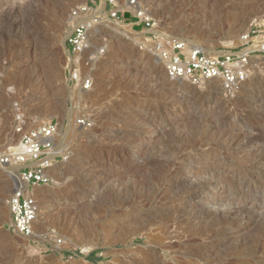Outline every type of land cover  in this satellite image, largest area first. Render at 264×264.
Instances as JSON below:
<instances>
[{"label": "rangeland", "instance_id": "374dc122", "mask_svg": "<svg viewBox=\"0 0 264 264\" xmlns=\"http://www.w3.org/2000/svg\"><path fill=\"white\" fill-rule=\"evenodd\" d=\"M44 1L0 0V19L16 7L12 21L18 22L11 29L12 21L0 20V150L9 145L19 109L32 126L51 119L62 137L67 134L69 159L57 166L63 176L56 170L53 183L38 192L40 214L30 238L8 231L7 201L15 183L0 168V264H144L145 256L157 264H264V215L258 216L256 205L255 214L234 213L228 222L220 214L180 218L175 213L185 209L189 186L174 184L184 176L196 184L211 172L217 176L218 187L207 188L198 200L201 210L211 201L221 209L237 207L243 203L239 192L249 187L264 200V177L263 184L232 177L264 156V142L245 144L250 133H264V58L252 61L242 88L227 96L217 81L192 85L167 79L151 43L162 38L207 55L234 52L250 23L264 18V0L193 6L136 0L151 14L152 28L131 26L125 15L120 29L105 23L93 31L84 58L93 79L87 94L68 88L63 46L70 9L92 0H61L57 9L46 10ZM79 117L89 126H76ZM227 133L232 144L217 143ZM123 139L137 144L125 146ZM200 140L208 147L191 152L187 146ZM183 154L214 160L181 164L177 158ZM102 173L105 179H89ZM157 187L166 196L145 205L142 198ZM152 248L162 252L149 253ZM90 254L95 262L87 260Z\"/></svg>", "mask_w": 264, "mask_h": 264}, {"label": "built area", "instance_id": "2783aa9c", "mask_svg": "<svg viewBox=\"0 0 264 264\" xmlns=\"http://www.w3.org/2000/svg\"><path fill=\"white\" fill-rule=\"evenodd\" d=\"M138 5L136 0H128L125 4L119 0H92L70 9L68 34L63 46V76L68 88L84 94L93 88V79L86 71L88 64L84 58L97 27L105 23L120 24L128 15L131 26L145 30L152 28L151 14ZM151 43L167 79L185 80L192 85L217 81L220 90L232 96L242 88L252 61L264 58V18L250 23L234 52H222L216 56L188 48L183 42L154 38ZM15 110L16 124L9 145L0 150V168L16 169L11 177L17 181V187L7 201L10 214L7 228L14 235L30 238L37 216L35 189L53 183L57 166L68 161L69 152L67 148L58 149L62 134L51 119L32 126L19 109ZM88 122L86 117H79L75 125L84 128L89 126Z\"/></svg>", "mask_w": 264, "mask_h": 264}, {"label": "bare ground", "instance_id": "6f19581e", "mask_svg": "<svg viewBox=\"0 0 264 264\" xmlns=\"http://www.w3.org/2000/svg\"><path fill=\"white\" fill-rule=\"evenodd\" d=\"M179 2H181V3H183V4H185V5H188V4H190V5H194L195 4V2H203V3H205L206 1H212V0H178ZM61 3V0H45L43 3H41V6H43L44 8L43 9H49V8H51V9H53V8H55V9H57V7L59 6V5H61L60 4ZM61 7V6H60ZM16 8V7H15ZM15 8H11L8 12H5L6 13V17H5V19L3 18V17H1V18H3L4 20H2V19H0L1 20V22L2 21H4V22H11L12 21V18H13V14L15 13ZM21 8V7H20ZM19 10V9H18ZM58 10H59V8H58ZM57 10V11H58ZM54 12H56V10H54ZM58 12H61V11H58ZM62 13V12H61ZM59 14V13H58ZM57 13H56V15H58ZM18 24V22L17 21H12L11 22V24H10V27L9 28H13L15 25H17ZM114 26H115V28H117V29H120L122 26H120V24H117V23H112ZM67 34H68V32H67ZM38 48V47H37ZM35 52V51H34ZM200 52H202V51H200ZM204 53V52H203ZM213 53V52H212ZM210 54V56H216V55H214V54ZM34 57H35V55H34ZM36 58V57H35ZM33 60V59H32ZM35 62H36V60H34ZM34 62V63H35ZM262 63V62H261ZM38 67V66H37ZM36 67V68H37ZM178 97V96H177ZM175 102H177V101H175ZM179 102V101H178ZM190 104H191V102H189ZM193 106V105H192ZM190 105L189 104H186L185 105V107H184V111H188L189 109H190ZM212 107L213 106H211V107H207V111H210V113L211 112H213L214 111V109H212ZM156 111V110H155ZM195 113L194 114H202V112L203 111H201V110H197V109H195ZM158 112V111H157ZM155 114V113H154ZM158 115H160V113L158 114ZM158 115H154L155 117L156 116H158ZM164 115V114H163ZM162 115V116H163ZM161 116V115H160ZM199 116V115H198ZM166 117V116H165ZM181 117L182 118H184V119H187L188 117H189V115L187 114V112L184 114V112H181ZM195 118V117H194ZM164 119V118H163ZM193 119V118H192ZM44 121H47L48 119H43ZM44 121H40L39 123H41V122H44ZM262 123V122H261ZM165 125H169V123L168 122H165ZM158 128H161L160 126H158ZM157 129V128H156ZM219 132V131H218ZM221 132V131H220ZM223 132V131H222ZM221 132V133H222ZM263 132V131H262ZM226 135V136H225ZM225 135H223L222 137H219V139L217 140V143L218 142H225L227 145H231L232 144V142H233V140L231 141V138L232 137H230L231 135L229 134V133H227V134H225ZM229 136V137H228ZM228 137V139L226 140V138ZM122 144H124L125 146L126 145H128V146H130L131 144H137V143H135L136 141H132V140H128V139H126V140H122ZM261 143V142H264V133H250V138L249 139H247L246 140V142H245V144L248 146V145H250V146H253V145H255V144H258V143ZM197 143V142H196ZM209 143H207V142H204L203 140H200V142H198L195 146L193 145V146H187L190 150H191V152H196V151H198L200 148H203V147H206L207 145H208ZM263 144V143H262ZM67 134H66V136H64V137H62L61 138V141H60V143H59V145H58V149L59 150H63V149H66V147H67ZM141 145V144H140ZM246 146V147H247ZM208 147V146H207ZM194 154V153H193ZM177 159H179L180 160V163L181 164H188V165H190V164H196L197 166H203L205 163H208L210 160H214L213 158L211 159H202L201 158V155H198V156H194V155H184L183 154V156H181L180 158H177ZM176 159V160H177ZM208 160V161H207ZM172 162V161H171ZM172 164V163H171ZM141 165L142 166H144V167H149L150 166V164L149 163H144V162H141ZM171 168H175V165H174V163L170 166ZM62 168V167H61ZM61 168H59L58 170H62ZM6 171H8L9 173H7L6 172V175L7 176H9V177H11V175L13 174V175H15V173H16V169H12V168H8V169H5ZM57 170V169H56ZM58 170H57V173H58V176H63V174H61L60 172H58ZM172 170V169H171ZM175 170H176V168H175ZM128 171V170H127ZM177 172L178 171H176V172H174V175H177ZM9 174V175H8ZM206 174V173H205ZM205 174H203V175H205ZM209 174V173H208ZM207 174V175H208ZM87 175H89V174H87ZM87 175H85L86 177H87ZM100 177L101 179H105L106 178V174L104 175V173H102L101 175H90V178L89 179H94V178H97V179H99L98 177ZM169 176V175H168ZM190 177V176H189ZM219 177V176H218ZM233 178L235 177V178H238L239 180H240V182H242V183H250V182H252V183H254V184H259V183H261L262 182V177H264V156L263 157H261L260 156V158L257 160V161H255V162H253V163H251L250 165H248V166H246L243 170H241L240 172H238V173H236L234 176H232ZM197 178V177H196ZM85 179V178H84ZM161 180V179H160ZM159 180V181H160ZM192 180V179H191ZM190 180V178H188L187 176L185 177H181V179L179 180V181H176V183H174V184H176V186L178 187V186H180V185H185V184H188V186H189V188H188V186H187V188H188V198H187V200L185 201V209L184 210H182V211H180V212H178V213H175V216H179L180 218H182V216H186V215H190L191 213H193V216H190L189 218H192L193 219V221L195 220V219H197L196 217H198V218H200V219H205V218H209V217H211V216H213V215H218V214H220V216L222 217V220H223V222H228L229 220H232L231 219V216H233V214L235 213L236 215H247V214H255L256 212H257V209L258 210H260V212L258 213V216L259 215H264V200H261V201H258L257 199H256V196L258 195V191H255L254 190V188H251L250 189V187L249 188H246L247 190H244V191H242V192H239V194H241L240 196L242 197V200H243V203L240 205L239 204V206H237V207H234V208H229V209H221L220 208V206H218L214 201H211L210 202V205H209V207L206 209V210H201V208H199L198 207V200L201 198V196H202V194L204 193V191L207 189V188H214V189H216L217 187H218V184L215 182V180H217V176H215L212 172H211V175L209 176V177H207V178H204V180L203 181H201V182H198L197 184L196 183H194V181H191ZM12 181L15 183V187H17V181L14 179V178H12ZM90 182V181H89ZM261 184H263V183H261ZM131 186H133V188L136 190V188L134 187V185L132 184ZM129 188L131 189L132 187H130L129 186ZM5 189V188H4ZM81 189V188H80ZM39 190H40V188H36L35 189V192H34V195H35V198L37 199V198H39L38 196H39V194H38V192H39ZM134 190V191H135ZM131 191H133V190H131ZM139 191V190H138ZM87 192V191H86ZM136 192V191H135ZM138 193V192H137ZM136 193V194H137ZM140 193V192H139ZM87 194H90V192H87ZM93 194V193H92ZM148 194V195H147ZM146 194V196L144 197V198H142L143 199V202H144V204L145 205H147V206H151L152 204H154L155 202H157L158 200H160V199H163L165 196H166V194H167V192L166 191H164L162 188H160V187H157L155 190H153L152 192H150V193H147ZM91 195V194H90ZM89 195V196H90ZM142 195H144V194H142ZM41 196V195H40ZM42 198V197H41ZM40 200V199H39ZM43 200H41V202H42ZM44 202V201H43ZM41 203L42 205H43V208H45L47 205H46V203L44 202V203ZM200 202V201H199ZM141 204H142V201H141ZM144 204H142V205H144ZM144 205V206H145ZM254 205H256L257 206V209H256V211L255 212H253L252 213V208L254 207ZM42 207V206H41ZM174 209V208H173ZM172 208L171 209H169V213H173V212H175V210H173ZM39 214H40V212L38 211V209H37V216H36V221H35V223L37 222V219H39L38 218V216H39ZM219 216V215H218ZM215 217V216H214ZM221 217L219 218L218 217V219H221ZM180 218H178V219H180ZM34 223V224H35ZM146 237H147V239L150 241V240H155V237L153 236V235H146ZM163 237V236H162ZM162 239V238H161ZM164 239V238H163ZM167 239V238H166ZM165 240V239H164ZM149 251V253H155V252H159V251H161L162 252V250H155V248H152V249H149L148 250ZM207 252L208 250H206V249H203V252ZM163 253H165V251H163ZM205 254V253H204ZM147 255V254H146ZM149 256V255H148ZM143 263L144 264H157V262H153V263H150V259H149V262L147 261V259H146V256H145V258H144V260H143ZM159 264V263H158Z\"/></svg>", "mask_w": 264, "mask_h": 264}, {"label": "trees", "instance_id": "16d2710c", "mask_svg": "<svg viewBox=\"0 0 264 264\" xmlns=\"http://www.w3.org/2000/svg\"><path fill=\"white\" fill-rule=\"evenodd\" d=\"M87 260L91 261V262H95L96 259L94 258V254H90L88 257H87Z\"/></svg>", "mask_w": 264, "mask_h": 264}]
</instances>
